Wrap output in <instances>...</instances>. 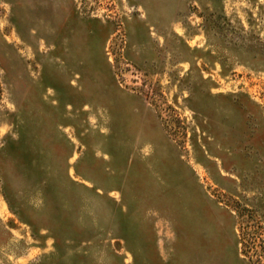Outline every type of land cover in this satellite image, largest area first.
<instances>
[{
  "label": "rangeland",
  "instance_id": "rangeland-1",
  "mask_svg": "<svg viewBox=\"0 0 264 264\" xmlns=\"http://www.w3.org/2000/svg\"><path fill=\"white\" fill-rule=\"evenodd\" d=\"M0 264H264V0H0Z\"/></svg>",
  "mask_w": 264,
  "mask_h": 264
}]
</instances>
